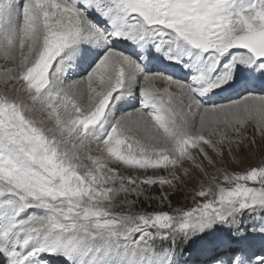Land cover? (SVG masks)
<instances>
[{
  "label": "snow or ice",
  "instance_id": "obj_1",
  "mask_svg": "<svg viewBox=\"0 0 264 264\" xmlns=\"http://www.w3.org/2000/svg\"><path fill=\"white\" fill-rule=\"evenodd\" d=\"M0 59V264H264V165L188 209L128 199L264 137V0H0Z\"/></svg>",
  "mask_w": 264,
  "mask_h": 264
},
{
  "label": "rangeland",
  "instance_id": "obj_2",
  "mask_svg": "<svg viewBox=\"0 0 264 264\" xmlns=\"http://www.w3.org/2000/svg\"><path fill=\"white\" fill-rule=\"evenodd\" d=\"M155 87H157L156 84ZM245 136L246 140L245 143L242 145L241 149H234V152L237 157L236 159H233L232 156L227 154V146H225V156L222 159L220 157H216L215 154L211 153V151L209 150L210 155H213V158L216 160V164L215 166L208 165L207 161H204L208 175H205L204 173H201L196 170H192L189 176L183 177V182L175 180L173 181V183L176 185L175 188H171L168 185H164L163 187H160L159 185H143L142 187L146 191V196H141L138 200L135 196L128 197V199L130 200H136V203L132 210L138 213H153L155 211L160 210L169 211L171 213L177 208H191L194 206V201L196 203L202 201L203 198L196 197L195 192L200 189L201 184H204V186L207 187L211 182L210 177L216 176L220 180V182L223 183L222 172L225 169L228 172L232 173H242L250 167L264 165V137H261L258 132H251L249 134H245ZM253 139H255V143H252ZM185 167L189 166L186 164ZM121 171L125 175L136 174L132 170L126 171L124 169H121ZM140 171L142 172L143 170ZM147 172L149 175L153 174L154 172H157L160 175L168 174L163 169H149L147 170ZM249 186H253L252 182H249ZM164 193H167L168 199L161 201V195ZM147 197H151V199ZM207 198H211V194ZM122 207L125 210L127 208L126 205L118 204L116 207V211H120ZM248 219L249 218L245 216V223L249 222ZM161 243L162 242L160 240H157V247H159Z\"/></svg>",
  "mask_w": 264,
  "mask_h": 264
},
{
  "label": "bare ground",
  "instance_id": "obj_3",
  "mask_svg": "<svg viewBox=\"0 0 264 264\" xmlns=\"http://www.w3.org/2000/svg\"><path fill=\"white\" fill-rule=\"evenodd\" d=\"M123 49L131 51V47L127 44H124L121 46ZM5 64V62L0 59V66H3ZM166 67V64L162 62V58L161 59H153L150 63L149 66L147 67L148 69H156V68H163ZM168 72L174 74L175 78L178 79H185L188 75V71L180 66H168L167 68ZM85 75L84 73V69L81 68L79 70H77L76 73H74L71 76V79L73 80H78V79H82L83 76ZM156 86L158 88H163L166 85H164L162 82L160 81H156L155 82ZM171 91H177L175 88L171 89ZM235 99L236 95L234 92H225V93H220L218 95H213L210 98L206 97L204 98V102L208 103V102H215V103H227L229 102V99ZM140 108V104L138 102V95L136 96H131L128 100L127 103L123 104L120 109L117 111V115L122 114L124 112L127 111H132V110H136ZM251 132H255L253 130V128L251 126H249L246 130L244 134H249ZM259 133V132H258ZM215 139V137H214ZM95 147V146H93Z\"/></svg>",
  "mask_w": 264,
  "mask_h": 264
},
{
  "label": "trees",
  "instance_id": "obj_4",
  "mask_svg": "<svg viewBox=\"0 0 264 264\" xmlns=\"http://www.w3.org/2000/svg\"><path fill=\"white\" fill-rule=\"evenodd\" d=\"M247 224V223H246ZM187 258V256L185 257V259Z\"/></svg>",
  "mask_w": 264,
  "mask_h": 264
}]
</instances>
